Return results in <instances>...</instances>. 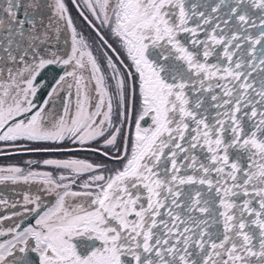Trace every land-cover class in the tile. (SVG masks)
Here are the masks:
<instances>
[{
	"label": "snow or ice",
	"instance_id": "6c2138e0",
	"mask_svg": "<svg viewBox=\"0 0 264 264\" xmlns=\"http://www.w3.org/2000/svg\"><path fill=\"white\" fill-rule=\"evenodd\" d=\"M0 264H264V0H0Z\"/></svg>",
	"mask_w": 264,
	"mask_h": 264
},
{
	"label": "rangeland",
	"instance_id": "374dc122",
	"mask_svg": "<svg viewBox=\"0 0 264 264\" xmlns=\"http://www.w3.org/2000/svg\"><path fill=\"white\" fill-rule=\"evenodd\" d=\"M73 14L75 15V11L73 10Z\"/></svg>",
	"mask_w": 264,
	"mask_h": 264
}]
</instances>
